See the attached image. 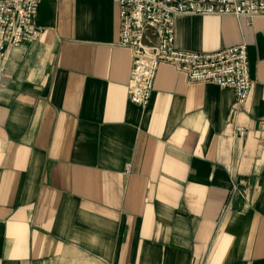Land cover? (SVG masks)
I'll return each instance as SVG.
<instances>
[{
	"label": "crops",
	"instance_id": "obj_1",
	"mask_svg": "<svg viewBox=\"0 0 264 264\" xmlns=\"http://www.w3.org/2000/svg\"><path fill=\"white\" fill-rule=\"evenodd\" d=\"M35 9L0 57V264H264V16L175 18L181 50L247 45L242 108L168 63L142 108L114 0Z\"/></svg>",
	"mask_w": 264,
	"mask_h": 264
},
{
	"label": "built area",
	"instance_id": "obj_2",
	"mask_svg": "<svg viewBox=\"0 0 264 264\" xmlns=\"http://www.w3.org/2000/svg\"><path fill=\"white\" fill-rule=\"evenodd\" d=\"M39 0H0V57L43 31L35 22ZM122 22L119 46L133 53L129 83L131 102L147 108L152 99L159 64L175 67L190 82L232 88L235 107L242 108L253 85L245 43L212 53L179 49L175 18L182 14L254 19L264 16V0H114ZM245 130L239 137L244 139Z\"/></svg>",
	"mask_w": 264,
	"mask_h": 264
},
{
	"label": "rangeland",
	"instance_id": "obj_3",
	"mask_svg": "<svg viewBox=\"0 0 264 264\" xmlns=\"http://www.w3.org/2000/svg\"><path fill=\"white\" fill-rule=\"evenodd\" d=\"M91 264H98V263H96V262L92 261V262H91ZM99 264H100V263H99Z\"/></svg>",
	"mask_w": 264,
	"mask_h": 264
}]
</instances>
